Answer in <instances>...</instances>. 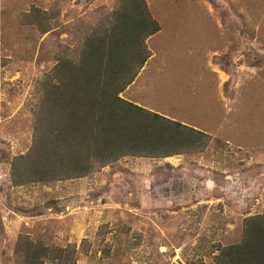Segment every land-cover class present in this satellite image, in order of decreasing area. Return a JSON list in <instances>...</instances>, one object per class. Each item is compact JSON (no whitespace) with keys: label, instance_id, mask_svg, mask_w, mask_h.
Here are the masks:
<instances>
[{"label":"rangeland","instance_id":"374dc122","mask_svg":"<svg viewBox=\"0 0 264 264\" xmlns=\"http://www.w3.org/2000/svg\"><path fill=\"white\" fill-rule=\"evenodd\" d=\"M120 2L0 0V264H216L264 215V0H144L159 29L119 96L204 133L200 147L78 177L37 181L29 165L14 182L43 79Z\"/></svg>","mask_w":264,"mask_h":264},{"label":"trees","instance_id":"16d2710c","mask_svg":"<svg viewBox=\"0 0 264 264\" xmlns=\"http://www.w3.org/2000/svg\"><path fill=\"white\" fill-rule=\"evenodd\" d=\"M109 19L85 37L76 59L63 57L43 79L34 152L12 164L15 183L78 177L129 154L172 155L179 141L200 147L204 133L119 96L148 57L144 38L159 29L144 0H121ZM245 223L249 233L222 248L216 264H264V215Z\"/></svg>","mask_w":264,"mask_h":264}]
</instances>
